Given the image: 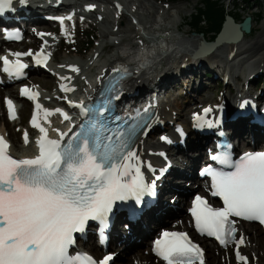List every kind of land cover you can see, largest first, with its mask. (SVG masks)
<instances>
[{
  "label": "snow or ice",
  "instance_id": "obj_1",
  "mask_svg": "<svg viewBox=\"0 0 264 264\" xmlns=\"http://www.w3.org/2000/svg\"><path fill=\"white\" fill-rule=\"evenodd\" d=\"M13 2L0 0V15L11 10ZM19 2L25 4L26 0ZM60 22L63 24V19ZM11 55L14 60L0 57L3 72L10 78H20L27 68L21 57L32 53ZM47 59L38 54L35 62L43 64ZM69 70L79 74L76 66H69ZM111 74L116 83L107 91L116 92L126 73L112 69ZM61 91L75 89L62 84ZM21 95L36 101L31 126L41 135L36 141L38 154L22 159L10 154L9 142L0 136V264H110V255L98 262L83 254L72 256L69 249L75 243V234L83 233L89 221L106 225L118 202L132 200L140 205L145 195H154L155 182H146L142 171L145 162L133 146L139 130L147 134L150 121L136 117L130 118L134 121L130 124L113 116L111 99L118 96L104 95L94 105L67 101L70 107L79 109L82 122L76 125L59 108L43 109L39 94L31 89H21ZM6 105L9 119L15 120L13 101L6 100ZM210 111L204 109L206 115ZM41 112L44 122L59 114L71 127L67 132L55 129L59 138L50 139L40 122ZM144 113L147 115L148 109ZM196 120L201 122L200 117ZM207 123L212 126L211 121ZM28 139L25 132V143ZM212 159L232 169L208 167L202 172L211 180V195L219 197L223 207H211L196 196L191 208L195 228L223 247L234 245L238 264H249V258L240 251L245 238L237 237L233 218L264 224V152L246 153L236 162L227 153ZM153 251L165 264H204L203 250L184 232H163L154 242Z\"/></svg>",
  "mask_w": 264,
  "mask_h": 264
},
{
  "label": "bare ground",
  "instance_id": "obj_2",
  "mask_svg": "<svg viewBox=\"0 0 264 264\" xmlns=\"http://www.w3.org/2000/svg\"><path fill=\"white\" fill-rule=\"evenodd\" d=\"M77 1L78 0H26L25 4H21L19 0H14L12 5L13 9L11 8L13 12L6 16V18H4L2 22L6 23V27L11 26L13 28L16 27L19 29L23 28L24 30H28V27L32 25L34 27H37L34 24L39 25L38 23L42 22V16H48L52 13L62 12V10L68 8L70 4H77ZM85 1L90 2L87 4H92L91 1H95L99 5H104L101 4L102 0ZM161 1L163 0H156V2ZM141 2L143 8H139L137 6H135L134 8H123L120 0H104L105 5H111L116 10L119 9L125 12L121 14V17L124 15L127 16L130 23L133 25H129V28H127L125 31L106 26L102 28L103 31L100 34V37L102 39H105L108 36L121 37V41L120 38H115L112 39L109 45L115 47L119 46L122 47V49L128 48V51L122 50V55L118 56L117 58L118 61L123 63L125 62L123 64V67L126 70L132 72V77L128 83L130 90L124 89L123 92L119 95V99L132 98L136 103L138 100L143 103L147 102V96L152 93H154L156 96H159V98L165 97V94H168L171 90L174 91V89L176 88V86L172 88L170 83L175 81V79L184 77L186 75L192 76L184 83H180L181 86H183L184 90L187 88V86L192 90H199V87H195V83H197L198 79L201 87H207L209 85V82H215L216 84L218 83L224 90L222 96L215 104L211 103L210 98H206L202 101L201 105L197 104L189 106L190 101L187 97L189 95L188 93V95L186 96L183 95L177 97V100H179L180 102H175L173 104L166 102L160 103L156 106L155 114L148 124L149 131H147L151 133L148 139L149 141L156 140L153 137L156 134L159 133L163 136L165 133H167L171 139V142H176L175 147H171L165 143H162L159 141V139L154 144H149L143 132L140 133L134 141L133 146L137 150L141 160L145 162V165L150 164L151 161L157 162L159 166L162 165L163 160L159 155L162 152L166 153L165 159H168L175 168H178V170H180L178 173H175L171 176L173 172V169H171L169 175L160 180L154 179L152 175H147V178H149L152 182H155V188L159 193V202L157 206L158 208H151L150 210L146 211L140 218V220L135 223L136 225L130 229L132 237L141 239V245L148 244L149 241L148 249H144L142 253H136L135 259L138 260L136 264H164L159 260H151L153 258L150 250L151 241L149 239L153 234L156 233V231H158L159 228H162L169 223L173 225V228H171V230L188 231L190 229L187 214L186 212L182 211L181 206V202L183 200H188L187 197L189 195V189L184 188L182 189V193H180V186H186L189 181L186 180L187 182H185L184 180H181V184H175L171 187L169 183L174 182V177L177 174L189 175V173H186V170L179 167L185 166L188 169H192L196 162L204 159L206 148L212 143L214 139V137L211 135L202 137L203 140L201 142H204L206 146H204L205 149L203 147L199 148L201 142H193V139L197 137V134L191 131L190 128L192 127L193 123L188 122V117L193 112H199L200 114L201 111L206 108H212V111L216 113L217 111L215 108L227 95L234 94V96L237 97H244L246 95H250V93L252 92H256L260 94L259 96L264 99V31L254 40L250 41H247L246 35L243 34V38L237 44L225 43L217 47L212 53L204 57L197 58L195 56H199L200 54L194 55V53L196 46L200 45L198 43L199 38H189L188 36H186V34L179 32V24L176 25L175 31H172L171 28L160 24L161 22L167 21L170 17L173 18V21L176 23L179 18H181V15L185 16L187 14V7H175L172 8L169 12L165 9L161 10V8H155L154 5H152V3L147 0V5L150 6L152 11L147 12L146 14L139 11L140 9H146V5L143 3V1ZM98 12L101 16L100 24H114L109 19L108 10L106 8H99ZM159 12L160 21L157 22L155 18L156 14H158ZM178 16L180 17L178 18ZM9 18L10 21H8ZM129 21L127 20L128 23ZM252 27L253 23L251 24V29ZM138 35L144 37L146 40H152V42H144L139 37L140 40L138 41V43L131 44L133 40L137 39ZM47 39L51 44V47H54L56 41L49 37H47ZM226 39L227 36L224 35L222 37V42H224ZM34 42L36 43L37 40H35ZM144 44L149 45L147 48L151 49V53L157 55V59H154L147 66L140 67L139 64L136 66L133 63V49L136 46L140 47ZM40 51H43V49H41ZM27 53L29 52L27 51ZM48 53L52 56V58H54V53H50L49 49ZM103 53L104 46L101 47L100 51H96L88 56L84 64L79 60L74 59L63 61L61 62V66H59V69L62 70V72L53 73L49 69L48 71H46L50 74L49 80L51 79V81H53V79H56L58 84H63L75 89V91L69 93H65L62 91V93L68 100L69 97H73L78 92H81L79 91L81 90V85H85L86 90L90 91L92 87H88V85H96L97 82L101 81V74L106 76L107 74H109L112 68H117L115 66L119 64L114 60H111V58H103ZM33 54L34 53H32V55ZM125 54L127 56H124ZM12 57L15 58V56ZM21 59L27 60L30 67H33V61L31 60L30 56L23 55ZM69 66L78 67L79 74L71 72L69 70ZM43 68L47 69V66L44 65ZM93 69H95L94 73H92ZM34 71H37L36 73L40 72L39 68ZM84 71H88V73H90L89 76H83ZM198 71H200V75L204 76L207 81L203 78L201 81V78L198 76L199 73L197 74ZM33 76H28L26 80H32L34 78ZM61 77H71V79L66 81L62 80ZM255 81L258 82V86L255 85ZM181 86L179 88H181ZM182 93L183 91H180L178 95ZM38 94L40 95V99L44 107L46 106V104H48H45V102L56 98L52 95H45L39 92ZM8 97V99H11L12 101L14 99H17V96H14L12 92L9 93ZM1 101L2 97H0V105L2 104ZM55 102L57 104L59 103V101ZM131 102L132 101L128 99L122 101L121 103L123 105ZM24 110L25 108H23L22 113ZM179 110L181 112H188L187 118L186 116L185 118L184 116H180L181 113L177 112ZM51 117H54L55 121L58 120L57 115H52ZM51 117H49V120L51 119ZM24 118L25 116L23 114V117L21 116V122ZM10 120L11 119H9L7 105L5 102V111L4 113L0 114V135L9 142L13 154H21L20 157H24V155H30L32 150V141H28V143L22 141V144L18 145L17 136L9 127ZM250 120V118L246 119L247 122ZM3 128H6V133L2 130ZM27 128L29 131L34 132V130L30 129L29 127ZM178 128H180V131H178ZM247 135L248 133H243L241 139L239 140L244 143L238 145V148L240 147L241 150H251V148L253 147V144L251 142H247ZM182 142L183 144H181ZM192 146L198 150H192ZM260 148H264V145H260L257 150H259ZM156 150H159L161 152L158 154ZM181 150L189 151L192 154L191 157H189L188 155L184 159L181 158V155L178 154ZM238 152L240 153V151ZM144 167L145 166H143L142 171H144ZM196 183L198 185L201 184V182L199 181H197ZM171 188L172 190L174 189V193H171L172 191L170 192ZM175 197L178 200V203H173L175 210L171 211L167 208L164 210V207L167 206V204L165 203H169L170 200ZM160 209L161 211L159 213ZM177 217L180 218V222L176 220ZM252 233H256V231L251 230L250 227H245L243 223L239 224L237 237L239 238L240 235H243L245 238V245L240 248L241 254L249 258V264H257L253 256L255 253H257L258 257L260 258L259 255L262 254V251L254 245V238L252 236ZM118 234H126V230H123L122 226L115 225L113 235L114 240ZM189 237L192 238L190 235ZM193 240L195 242H199L198 239ZM118 241L124 243V238L118 237ZM118 246L120 245H115L113 242H110L104 251H102L101 253H97L96 251L98 247L100 249L102 248L97 244L95 238L90 237V239L87 241V244L82 246V249L85 250V253L89 256L91 253L96 254V260L101 261L105 256H108L109 254L113 255L114 258L117 257L118 253L115 251V249L120 248ZM232 246L233 248H235L234 245ZM126 249L128 248L124 247V252L127 254L128 251ZM204 249L205 257H215V253L211 247L209 248L207 247V245H205ZM204 264H208V262L205 260Z\"/></svg>",
  "mask_w": 264,
  "mask_h": 264
},
{
  "label": "rangeland",
  "instance_id": "obj_3",
  "mask_svg": "<svg viewBox=\"0 0 264 264\" xmlns=\"http://www.w3.org/2000/svg\"><path fill=\"white\" fill-rule=\"evenodd\" d=\"M79 1V0H78ZM123 8H128V7H132L134 8L135 6L139 7V8H143L142 7V2L146 5V9L142 10L140 9V12H144L147 14V12H151L152 9L150 8L149 5H147V0H120ZM150 3H152V5H154L155 8H161V10L165 9L166 11L168 10L169 12L171 11L172 8L175 7H187V14L184 16L181 15V18H179L180 16H178L179 20L175 23L173 21V18H169L167 21L165 22H161L160 24L165 25L168 28H171L172 31H175V27L177 24H179V32L186 34V36H188L189 38H198V36H196L197 34H195L196 32H198V28L194 29L192 27L189 26V21L191 20L190 17L191 15H194L193 13H195V9L196 4L199 3L203 0H188L189 2H183V3H176V4H172L167 0H163L161 2H156V0H149ZM81 3L83 4V2L81 1ZM90 3L88 1H85V3L83 4L84 6ZM97 3V2H96ZM98 4V3H97ZM101 4L104 5H100L102 6V9H107L108 10V14H109V19L112 21L111 25H102L100 24V20L98 21V18H100L99 12H95L91 17H90V21L94 22L93 26H90L89 30H86L87 28L85 27V25H83L80 28H77V34L75 36V38L73 40H71L70 37H65L64 39L62 38L60 32H58V30H56V34L53 33V27H47L45 25L44 22L34 24L37 27H34L33 25L31 26L34 31L28 29L27 32L25 33L28 36L24 37V40L21 44H17V51L19 52H23V53H27L31 52L33 53L35 50H28V49H21V46L25 43V42H29V41H35L37 40V42L35 43V45H39L40 48L42 47H46L47 44H49V52L50 53H54L53 57H54V62L47 64V69L43 68L41 70H39V73L36 72H32L31 74L36 75L33 76L34 78L32 79V81H35L34 87L37 89V91H39V93L41 94H45V95H52V96H59L61 97V92L60 91V87L61 85L58 84L56 79H53V81H51L50 78V74L46 71L51 70L53 73H57V72H62V70L59 69V66H61V62L66 61V60H79L81 63H85L87 60V57L90 56L92 53L96 52V51H100L101 47L104 46V53H103V58H111V60H114L116 57V54L119 50L122 49V47H115L112 45H109L112 41V39L115 38H120L121 37H110L108 36L105 39H102L100 37V34L103 31V27L109 26V27H113V28H117V30H123L125 31L127 28H129L130 26H133L130 21L129 18L127 16H122L120 19L115 18V16L118 13H121V10H115V8L111 5H105L104 0H102ZM99 5V4H98ZM224 5L226 6V11L229 13H238L240 15L241 18L244 17H251L252 18V23H253V27L251 29V33L246 35V39L247 41L250 40H254L258 35H260L263 31H264V0H249V2L245 3L244 0H232L229 3L225 2ZM70 6V5H69ZM76 6H74L75 8ZM169 7H171L169 9ZM126 11V10H125ZM125 13V12H123ZM57 13H52L50 15H55ZM162 14V13H161ZM160 12L158 14H156V18L155 20L157 22L160 21L159 18ZM127 20L129 21V23L127 22ZM203 22L198 25V27L203 26L204 28H206V24L205 21L202 20ZM29 28V27H28ZM201 30V29H200ZM37 31H43V36L42 35H38L36 32ZM52 31V32H51ZM202 32V36L205 40H210V37L212 36V33L210 34H206L204 31ZM205 33V34H204ZM85 36H90L89 39L91 40L92 38L94 39V44L92 46V49L90 50V52L88 54L83 53V48L86 47L85 43L86 41L90 42L89 40L85 39ZM140 35L137 36V39L133 40V42L131 44H135L137 43L140 38ZM46 37V40L44 41V38ZM47 37L54 39L56 41V44L54 47H51L50 43L48 42ZM200 41V39H199ZM36 47V46H35ZM34 47V48H35ZM39 47H36L35 49H38ZM118 50V51H117ZM95 72V69L92 70V73ZM202 72V71H201ZM199 73V77L202 78L204 80L207 81V79L204 78V76L200 75V71L197 72V74ZM90 73H88V71H84L83 76H89ZM93 75V74H92ZM192 75H186L184 77H179L177 79H175V81L171 82V87H175L176 88L171 91H169L168 94H165V97H163L165 99V101L173 104L175 102H180L179 100H177L178 96H183V95H189L188 100L190 101L189 106L192 105H197V104H202V101L206 98H210L211 99V103L215 104L218 99H220V97L222 96L223 93V88L217 83L215 82H209V85L207 87H201L200 86V82L197 80V83H195V87H199V90L195 91L192 90L191 88H189L187 85V88L184 90L183 86H181V82H185L187 81ZM31 81V80H26V82ZM39 81V82H37ZM181 88H179L180 86ZM255 85L258 86V82L255 81ZM81 87V86H80ZM9 88H5V89H0V97H2V101H1V105H0V114L4 113L5 111V100H7L9 97V93L12 92V94L14 96H16V90L15 88H12V91L10 90H6ZM180 91H183L182 94L178 93ZM200 92V93H198ZM191 94V95H190ZM257 94V95H256ZM250 95L257 97L259 94L256 92H252L250 93ZM225 99H227L226 101V107L225 110L229 107V104L232 103V100L234 98V94L233 95H227L224 97ZM56 99V98H55ZM55 99L50 100L45 106V109L48 110H52L55 107V104H57L55 102ZM16 101H14L16 103L17 106V111H16V119L15 120H10L9 121V127L12 129L13 133L16 134L17 136V144L21 145L22 141H24V133L27 132L28 133V141H31L30 139L33 136V132L28 130V126H27V115H24L25 118L23 119V121L21 122V116L23 117L24 111L22 113L23 108H27L26 104L24 105L23 102H21L19 99H15ZM259 100H264L262 97L259 98ZM25 106V107H24ZM197 110V109H195ZM178 113H181L180 116H186L187 118V113L186 111L181 112L180 110L177 111ZM197 112H193L189 115V117L191 118L193 115H196ZM188 117V120L190 119ZM52 122H54L55 120L53 118L50 119ZM5 133H6V128L2 129ZM161 134H156L155 136H153L156 140H150L148 138L147 141L149 144H154L155 142H157V140L160 138ZM249 140V139H248ZM244 144L241 141H239V145ZM257 146L260 147V144H258ZM181 158L184 159V157L186 158L187 155L189 154V151L181 152ZM160 155V154H159ZM179 168H182L184 170H186V173H190L191 170L188 169L185 166H181ZM192 175V174H189ZM193 176V175H192ZM186 182V181H185ZM192 189L193 188V184H191L190 182H188V184L186 186L181 185L180 186V193H182V189ZM173 199V200H172ZM170 200L169 203H165L167 204V209L172 211V205L173 203H178V200L175 198H172ZM189 199V198H188ZM180 203V202H179ZM181 206H182V211L186 212L187 209V203H185L183 205V201L181 202ZM176 220H178V222H180V218H176ZM243 225H245V227H250L251 230H255L256 233H252V236L254 238V245L257 246L258 249H261L262 254L259 255L260 258L258 257L257 253L254 254L253 258L254 260H256L257 264H264V235L262 233V231L258 230V228L250 223H243ZM173 228V225L171 223L165 225L164 227H162V229H170ZM129 229V228H128ZM124 230V228H123ZM159 231V229H158ZM158 231H156L155 236L157 235ZM151 239V238H150ZM149 239V240H150ZM125 242L124 244H121L120 248L115 249V251L118 253V256L113 258V261L111 262V264H124V263H128V264H136L138 262L137 259H135L136 257V253L140 252L142 253L144 251V249H148L149 248V241L148 244L145 245H141V239L140 238H136V237H132L130 231H126L125 234V238H124ZM200 242H202L204 245L205 242L204 240H201ZM113 247V246H112ZM124 247L128 248L126 249L128 251V253L126 254L124 252ZM207 247H211L215 253V257H206V261L208 262V264H237L234 261V258L231 256L230 251H221V250H217L215 249V247L207 244ZM114 250V249H113ZM97 252H99L97 250ZM152 261H156L155 259H151Z\"/></svg>",
  "mask_w": 264,
  "mask_h": 264
},
{
  "label": "trees",
  "instance_id": "obj_4",
  "mask_svg": "<svg viewBox=\"0 0 264 264\" xmlns=\"http://www.w3.org/2000/svg\"><path fill=\"white\" fill-rule=\"evenodd\" d=\"M173 3L177 2H188V0H169ZM223 0H203L201 2V5H198L195 9L194 15H191L189 26L197 29V34H202L201 31H204L206 34L212 33V36L210 39H213L214 34L219 30L221 27V23L224 21L226 15H230L226 12L225 7L222 5ZM245 3L249 2V0H244ZM231 17L236 22H242L243 18L240 17L238 13L231 14ZM204 20L205 24L207 25L206 28L203 26L198 27ZM201 29V30H200ZM204 33V34H205ZM205 36V35H203ZM90 36H85L86 40H89L90 42L86 41L85 45L86 47L83 48V53H88L94 44V39H89Z\"/></svg>",
  "mask_w": 264,
  "mask_h": 264
},
{
  "label": "water",
  "instance_id": "obj_5",
  "mask_svg": "<svg viewBox=\"0 0 264 264\" xmlns=\"http://www.w3.org/2000/svg\"><path fill=\"white\" fill-rule=\"evenodd\" d=\"M225 24L223 25V29L220 34L214 39L212 43L206 42L202 39V35L198 34V38L200 39V45H197L196 54H200L199 56H195L197 58L204 57L208 55L212 50L219 47L221 44L227 43H238L243 37V34H249L251 29V18L246 17L243 22L239 25H235L231 19H226ZM226 35L227 39L222 42V37ZM195 54V55H196Z\"/></svg>",
  "mask_w": 264,
  "mask_h": 264
}]
</instances>
